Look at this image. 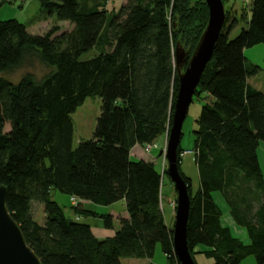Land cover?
Segmentation results:
<instances>
[{"label": "trees", "instance_id": "1", "mask_svg": "<svg viewBox=\"0 0 264 264\" xmlns=\"http://www.w3.org/2000/svg\"><path fill=\"white\" fill-rule=\"evenodd\" d=\"M37 1L54 21L41 34L16 19L0 20V184L10 215L41 264H121L122 258L151 259L157 245L168 264H180L161 206L160 168L130 152L169 131L178 89L175 47L179 42L189 58L207 22L204 0H124L118 11L107 8L110 0ZM244 2L239 17L225 10L193 96L202 102L193 131L194 192L177 147L190 201L187 246L192 258L201 253L213 264L247 257L264 264V175L257 156L264 92L249 83L261 68L244 55L264 45V0ZM239 22L244 26L230 37ZM93 47L99 54L80 60ZM35 65L44 69L40 76L28 70L16 83L1 77ZM88 96L101 99L100 113L91 138L74 147L70 114ZM54 191L99 207L123 200L127 216L118 218L112 236L98 238L78 219L95 216L114 229L112 214L81 204L70 218ZM215 191L248 243L222 223ZM34 204L42 207L41 222Z\"/></svg>", "mask_w": 264, "mask_h": 264}, {"label": "rangeland", "instance_id": "2", "mask_svg": "<svg viewBox=\"0 0 264 264\" xmlns=\"http://www.w3.org/2000/svg\"><path fill=\"white\" fill-rule=\"evenodd\" d=\"M121 1L123 0H110V3L108 4V9H115V11L119 10V7L121 6ZM191 4L195 3L197 0H190ZM0 20H6V19H16L21 23H24L27 26V30L30 33L33 34H41L42 32L49 29L54 21L53 19H48L46 14L43 12V9L40 5V3L37 0H0ZM225 10H227V14L230 16H237L239 17L241 14V11L243 9H247V4L243 0H227L225 2ZM61 29H65L68 25L67 22L59 23L58 24ZM244 26L243 22H239L230 32V37H234L239 29ZM184 48V47H183ZM185 49V48H184ZM187 51V49H185ZM193 51V50H192ZM192 51L189 52V57L192 54ZM98 47H93L88 52L83 53L80 56V60H86L90 59L96 55L99 54ZM244 55L247 58L249 62H251L254 65H257L261 68V70L254 76H251L248 80L252 85H256L260 87L261 89H264V45L263 44H257L252 47L246 48L244 50ZM31 70L36 74V76H40L44 69L40 67L39 65L32 66L30 68L25 69H18L13 72H10L8 74L2 73L1 77L16 83L19 79L21 74L24 72ZM184 68L182 69V71ZM202 102L197 97H194L192 99V102L190 103L188 107V111L186 113L185 119L182 123L181 127V138L179 147L182 150L181 152V161H180V169L181 171L190 179L191 188L190 190L194 192L199 184L198 179V173H197V167L194 160V154L192 152L193 149V131L196 129V119L199 115V111L201 108ZM100 106H101V99L98 96H88L85 98L83 103L78 106L74 112L70 114L71 120H72V126H73V135H72V145L74 147L77 146V144L80 141L88 140L91 138L92 133L95 129L96 119L99 116L100 113ZM8 127L5 126V130H7ZM167 137L168 132L166 131L163 135H161L157 140H155L152 144H150V148L147 149L145 146H137L135 149L131 151L132 153V159L136 160L139 159L136 153H140L144 156L147 160H151L154 162V164L160 168V174L162 175V184L165 186L163 188L162 192V199H161V206L164 214V218L166 220V224L169 227H173L174 222V215H175V206H176V195L173 189V185L167 175L165 174V171L167 169V161L163 154L159 155V151L165 150L166 143H167ZM258 154V160L259 164L262 170V173L264 175V142L260 143V146L257 150ZM214 200L220 205L222 210L221 220L222 223L230 222V217L228 214V208L226 203L224 202L221 194L217 191L212 193ZM52 197L54 200H56L64 210V213L66 216L70 218H77L76 214L74 213V209L78 206L81 207H87L85 202H79L76 201L74 203L69 200L68 195L60 193L58 191H54L52 193ZM89 205V203H88ZM119 205L120 203H115L113 210L119 211ZM90 206V205H89ZM93 208V207H91ZM96 209V207H94ZM93 208V209H94ZM172 209V214L170 215V211ZM97 210V209H96ZM101 209H98L96 212H100ZM108 213V212H104ZM33 214L37 221H42V210L41 207H39L38 204H34L33 206ZM114 218V225L116 224L117 219L119 218V215H112ZM98 217L95 216H88V217H82V222L89 224L94 230L95 224ZM99 222V221H98ZM99 224L103 225L102 220H100ZM116 227L113 229H105V231H109L110 235H113L115 232V229L118 228V225H115ZM232 234L236 237H243L246 236L245 228L239 225H232ZM247 237V236H246ZM247 243V242H244ZM193 260L198 264H213V261L207 257H205L203 254H195L193 256ZM252 259V257H249ZM162 259V252L159 245L156 246L155 249V260ZM248 260V259H247ZM249 262V261H247Z\"/></svg>", "mask_w": 264, "mask_h": 264}, {"label": "water", "instance_id": "3", "mask_svg": "<svg viewBox=\"0 0 264 264\" xmlns=\"http://www.w3.org/2000/svg\"><path fill=\"white\" fill-rule=\"evenodd\" d=\"M225 1L227 0H204L208 10L207 22L188 59H186V50L179 42L175 47L178 89L166 147L164 151H159V155L163 154L167 161L166 174L176 195L172 245L180 264H195V262L187 246L186 230L190 201L187 184L178 169L177 147L188 107L203 70L212 57L214 43L225 21ZM185 61L186 65L182 71ZM5 200L6 186L0 184V264H41L40 259L26 243L19 225L10 215Z\"/></svg>", "mask_w": 264, "mask_h": 264}, {"label": "crops", "instance_id": "4", "mask_svg": "<svg viewBox=\"0 0 264 264\" xmlns=\"http://www.w3.org/2000/svg\"><path fill=\"white\" fill-rule=\"evenodd\" d=\"M124 1V0H123ZM123 1H121V3L123 2ZM0 5H2L1 3H0ZM249 81V80H248ZM250 83V82H249ZM251 84V83H250ZM252 85V84H251ZM253 87H255L256 89H259V90H261L262 92H264V89H261L260 87H258V86H256V85H252ZM261 143V142H260ZM137 146H139V145H135L132 149H131V151L133 150V149H135ZM259 146H260V144H259ZM258 146V147H259ZM258 150V149H257ZM136 154H138V155H135L134 154V156H137L139 159H144V160H147L146 158H144V156L143 155H141L140 153H136ZM130 156H131V158H132V153L130 152ZM257 156H258V154H257ZM86 203V205H87V207L88 208H90V209H92V210H94V211H98V209H101V211L100 212H98V213H104V212H108V213H110V214H112V215H119L118 217H126L127 216V213H126V211H125V205H124V201L122 200V201H118V202H116V203H120V205H119V211H116V210H113V208H114V205L115 204H113V205H110V206H107V207H99V206H95V205H93V204H90L89 203V205H88V202H85ZM39 207H41V206H39ZM91 207H96V209L94 208H91ZM41 210H42V207H41ZM171 214H172V209H171V211H170V215L169 216H171ZM229 214V213H228ZM229 217H230V215H229ZM74 218V217H73ZM76 219V218H75ZM230 219H231V221H232V224L230 225H228V227H229V229H230V231H231V229H232V225H237V224H235L234 223V221L232 220V218L230 217ZM78 220H82V218H79ZM100 222V219L98 220L97 219V221H96V224H95V230L92 228V231H93V233L95 234V236L96 237H98V238H104V237H108V236H112V235H110L109 234V231H105V229H104V227H103V225H101V224H99V222ZM115 222V221H114ZM115 225H118V219H117V221H116V224ZM114 225V226H115ZM116 227V226H115ZM114 230V229H113ZM231 233H232V231H231ZM246 234V236H247V233H245ZM235 236V235H234ZM246 236H243V237H241L240 239L243 241V242H247L248 243V236L246 237ZM239 238V237H238ZM198 249H200L199 247H196L195 249H194V251H197ZM195 254H201V253H195ZM194 254V255H195ZM248 259V260H247ZM247 261H249V262H247ZM121 264H168V261H167V258H166V256L162 253V259H160V260H155V252H154V255H153V257L151 258V259H147V258H122L121 259ZM196 264H198V263H196ZM240 264H256L255 263V261H254V259L252 258H249V257H247V258H245L244 260H242L241 262H240Z\"/></svg>", "mask_w": 264, "mask_h": 264}, {"label": "built area", "instance_id": "5", "mask_svg": "<svg viewBox=\"0 0 264 264\" xmlns=\"http://www.w3.org/2000/svg\"><path fill=\"white\" fill-rule=\"evenodd\" d=\"M6 1H10V0H6ZM243 1H247V0H243ZM146 148L149 149L150 148V145H146ZM71 201H73L74 203H76V200L75 198L71 197Z\"/></svg>", "mask_w": 264, "mask_h": 264}, {"label": "bare ground", "instance_id": "6", "mask_svg": "<svg viewBox=\"0 0 264 264\" xmlns=\"http://www.w3.org/2000/svg\"><path fill=\"white\" fill-rule=\"evenodd\" d=\"M161 188H162L161 190H162V192H163V188H165V186L162 185ZM229 219H230V218H229ZM221 221H222V220H221ZM229 224H230V225L232 224L231 219H230V222H226V223H224V225H226V226H228Z\"/></svg>", "mask_w": 264, "mask_h": 264}]
</instances>
